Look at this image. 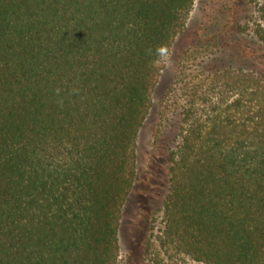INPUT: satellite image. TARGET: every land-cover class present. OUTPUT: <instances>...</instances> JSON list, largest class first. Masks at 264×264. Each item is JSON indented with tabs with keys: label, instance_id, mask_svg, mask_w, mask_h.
<instances>
[{
	"label": "trees",
	"instance_id": "trees-1",
	"mask_svg": "<svg viewBox=\"0 0 264 264\" xmlns=\"http://www.w3.org/2000/svg\"><path fill=\"white\" fill-rule=\"evenodd\" d=\"M195 1L0 0V264H126L119 227L139 134ZM242 1L264 43V0ZM197 45L160 108V122L177 117V141L142 258L264 264V67L215 72L229 100L188 73Z\"/></svg>",
	"mask_w": 264,
	"mask_h": 264
},
{
	"label": "rangeland",
	"instance_id": "rangeland-1",
	"mask_svg": "<svg viewBox=\"0 0 264 264\" xmlns=\"http://www.w3.org/2000/svg\"><path fill=\"white\" fill-rule=\"evenodd\" d=\"M243 6L242 0H196L186 30L164 59V70L152 92L151 108L138 138L134 185L120 219L121 262L148 264L143 261L142 252L160 229L163 201L168 192V157L177 141V117L169 116L167 121L160 122V108L166 88L175 80L180 54L192 44H198L197 50L189 49L193 53L187 63L188 73L199 79L203 88L214 93L223 91L229 100L236 96L235 90L231 86H222V82H214L211 76L215 72L242 70L249 73L262 71L264 67V43L258 41L244 25L250 11L242 10ZM236 24L237 28L233 27ZM241 27L244 30H240ZM204 35V39L218 38L219 45L226 43L232 49H240L247 60L236 57L232 49L216 46L214 40L203 47L205 43L199 40ZM257 57L263 59L261 63L255 59ZM184 264L197 263L186 260Z\"/></svg>",
	"mask_w": 264,
	"mask_h": 264
}]
</instances>
